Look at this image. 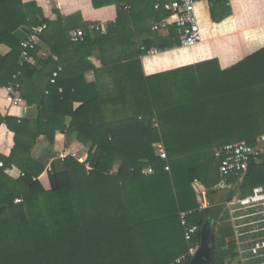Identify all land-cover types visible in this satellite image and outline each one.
Listing matches in <instances>:
<instances>
[{
	"label": "trees",
	"instance_id": "16d2710c",
	"mask_svg": "<svg viewBox=\"0 0 264 264\" xmlns=\"http://www.w3.org/2000/svg\"><path fill=\"white\" fill-rule=\"evenodd\" d=\"M91 1L95 9L115 5L117 10L107 32L94 29V37L88 27L82 29L79 15L66 19L58 12L50 21L36 2L0 0V96L10 97L7 88L21 70L16 99L39 109L33 120L0 116L15 140L10 157L0 155V264H172L203 239L200 231L186 240L179 213L194 211L188 221L202 230L206 214L197 211V183L221 182L211 177L214 163L219 169L213 151L180 148L186 140L200 142L204 134L171 133L175 126L198 125L214 114L213 123L239 131L235 141L254 145L264 134V0H196L201 42L182 49L207 41L214 56L195 55L197 64L234 63L219 73L227 93L214 101L201 91L202 71L147 76L132 68L142 65L138 55L132 58L124 50L126 62L114 57L117 47H136L138 39L144 56L155 47L180 46L177 28L170 27L167 37L152 29L168 16L163 6L170 0ZM36 15L48 24L42 36L47 51L37 47L33 63L20 69L15 33ZM80 30L84 40H74L71 33ZM95 54L101 70L89 60ZM184 79L192 89L186 96ZM57 133L73 139L66 169L55 174L54 188L47 191L39 180L45 168L31 152L39 137L54 143ZM160 141L164 147L155 146ZM80 150L90 169L75 158ZM241 178L243 198L264 187V157L252 159L243 176L228 183ZM231 235L227 226L218 243V264H225L220 250Z\"/></svg>",
	"mask_w": 264,
	"mask_h": 264
},
{
	"label": "crops",
	"instance_id": "0c3cea01",
	"mask_svg": "<svg viewBox=\"0 0 264 264\" xmlns=\"http://www.w3.org/2000/svg\"><path fill=\"white\" fill-rule=\"evenodd\" d=\"M25 3L36 2L37 5L43 10L44 17L50 21L57 20V13L64 18H69L73 15H79L81 17L82 29L89 28L91 30V35L94 37V29L103 26V33L107 32V26L117 19V10L115 5H110L103 7L101 9H95L93 7L91 0H23ZM42 17L36 15L31 18L27 25L19 29L15 36L19 42L24 40L27 35L40 24ZM77 32V31H74ZM72 34V33H71ZM159 34L162 37H167L169 35V30L160 31ZM72 37V35H71ZM141 39L136 41V47L123 49L119 46L114 51V57L121 62H126L124 59V50L126 55L136 56V59H141V67L134 66L132 68L135 71H144L147 76H155L160 73L172 72L180 69L183 71H202L201 91H203L204 96L207 101H214L221 97H224L227 91L225 90L228 86L222 83L223 79L219 80V73L225 70H232L234 63H219L209 62V63H199L197 64L195 55L207 56L208 59L213 57L211 48H208L209 43L206 41V45L196 46L190 51L182 49L177 44H174L172 48L161 51L156 47L153 48L157 52L153 55H140L141 49ZM44 51H47V47L42 41L40 45ZM185 51V52H184ZM194 56V58H193ZM92 65L97 69H103L100 58L95 54L89 58ZM190 72H188L190 74ZM197 74V73H196ZM190 76V75H188ZM187 77V76H186ZM190 80L184 79V89L182 91L183 96H186L188 92L190 93L192 89L187 87ZM192 81V80H191ZM106 83L111 82V77L107 76L105 79ZM192 88V87H191ZM232 92V90H231ZM169 97V96H168ZM39 114V109L37 105L33 106H21L14 105L8 99L0 96V116L3 118H11L17 120L23 119H36ZM214 114H209L205 120L201 123L190 124L186 123L184 126H175L171 133H177L182 135H192V134H204V138L200 142H192L186 140L183 142V146H180L183 150H203V151H213L215 158V152L225 145L238 142L232 141V136L237 135L239 131L233 130L232 127L219 126L211 119H213ZM155 126L159 127V122L155 121ZM220 137L216 140L213 136ZM71 137L57 133L55 142L51 143L45 136L38 138L36 145L32 149V158L45 168V172L39 178L41 184L45 190L50 191L54 188V176L57 173L64 172L65 160L60 159V154L67 150L72 142ZM15 146L14 133L8 129L5 123L1 122V132H0V155L8 158L10 157L12 150ZM155 146L164 147L163 141H160ZM166 155V154H165ZM75 158L81 163H88V155L84 150H80ZM168 158V156H167ZM168 161V159H163ZM3 163V162H2ZM90 165V164H89ZM169 166V165H168ZM87 167V165H86ZM119 166L116 165L114 168V173L118 171ZM87 169H90V167ZM169 169V168H168ZM243 178L239 180V183H231L227 188H235L236 192L232 195L227 196L223 201L215 205V200L219 189V184L213 186L212 184L206 185L198 182L197 185L201 190L196 193L197 207L205 201L210 200L212 206L205 211L206 218L208 216H213L215 210H220V214L216 218L215 231L213 234L214 242V258L218 264L217 255L219 252L218 243L224 234L226 227L231 229L232 235L230 238H226V246L220 250L224 253L225 264H264V187L257 188L251 195L247 198H243L240 191V185ZM216 193H212L213 191ZM231 196V198H230ZM230 198V199H229ZM226 205V208H225ZM226 218V219H225ZM206 222V221H205ZM202 231V230H201ZM231 243L232 250L228 253V245ZM200 246V245H199Z\"/></svg>",
	"mask_w": 264,
	"mask_h": 264
},
{
	"label": "built area",
	"instance_id": "2783aa9c",
	"mask_svg": "<svg viewBox=\"0 0 264 264\" xmlns=\"http://www.w3.org/2000/svg\"><path fill=\"white\" fill-rule=\"evenodd\" d=\"M196 0H170L164 4L163 8L168 14V16L158 24L153 26V31H167L170 27L177 28L180 34V47L190 48L201 42V32L195 13ZM128 9L127 6H125ZM155 8L157 10L161 9L160 4H156ZM48 24L41 22L36 26L27 37L21 41V55L18 62L19 68H23L28 64L33 63L32 52L42 44V36L47 30ZM95 30H102L103 26L93 28ZM72 38L74 40H84L85 32L80 30L77 32H72ZM143 51L144 47L141 48ZM148 55H153L157 51L155 49H150L146 51ZM61 69L54 71L50 82L52 84L57 83V78L59 76ZM22 75V71L18 72L13 76L7 90L10 94L8 100L14 104L19 105L16 96L18 95V90L21 88L19 78ZM63 89L60 88L59 92ZM1 132V124H0ZM217 161L219 164V173L221 176V182L219 184V190L227 188L230 184L228 183L231 177H240L246 172L247 166L252 159H259L264 157V134L256 138L254 145L249 144L246 141H239L223 146L215 152ZM60 159L64 161L66 159V154L62 152L60 154ZM161 158L167 159L166 155H161ZM89 168L90 165L86 163ZM4 164L0 162V167ZM21 200L17 199L15 203H20ZM212 206L210 200H205L197 209V211L205 212ZM194 213V211H181L179 213L181 223L184 227L185 238L188 242H191L193 236L200 233L201 229L199 225H192L189 223V217ZM199 245L190 246L188 254L176 260L172 264H184L187 257L191 259L196 255Z\"/></svg>",
	"mask_w": 264,
	"mask_h": 264
},
{
	"label": "water",
	"instance_id": "95a60500",
	"mask_svg": "<svg viewBox=\"0 0 264 264\" xmlns=\"http://www.w3.org/2000/svg\"><path fill=\"white\" fill-rule=\"evenodd\" d=\"M236 192L235 188H225L218 192L215 205L218 206L227 196ZM220 214V210H215L213 216H208L202 228V242L198 248L196 255L187 264H217L214 258V242L213 234L215 231L216 218Z\"/></svg>",
	"mask_w": 264,
	"mask_h": 264
},
{
	"label": "rangeland",
	"instance_id": "374dc122",
	"mask_svg": "<svg viewBox=\"0 0 264 264\" xmlns=\"http://www.w3.org/2000/svg\"><path fill=\"white\" fill-rule=\"evenodd\" d=\"M239 137H240V136H239ZM234 140H235V137H234V139H233V137H232V141H234ZM216 159H217V157H216ZM213 163H214V160H213ZM211 177H212V178H216V179H220V178H221L220 173H219V169H217L215 163H214V166H213V168H212V170H211ZM229 186H230V185H229ZM225 208H226V205H225Z\"/></svg>",
	"mask_w": 264,
	"mask_h": 264
}]
</instances>
